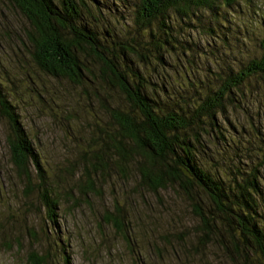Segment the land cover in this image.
Returning <instances> with one entry per match:
<instances>
[{"label":"trees","instance_id":"1","mask_svg":"<svg viewBox=\"0 0 264 264\" xmlns=\"http://www.w3.org/2000/svg\"><path fill=\"white\" fill-rule=\"evenodd\" d=\"M237 1L0 0L5 13H16L24 22L20 36L32 63L54 79L89 86L110 116L109 122L98 123L89 144L80 138L78 158L64 159L51 180L17 106L0 84L11 163L26 192L37 193L55 237L62 207L88 205L106 181L127 179L137 170L142 188L178 187L195 203L201 246L217 242L234 264H264V130L252 127L249 135L258 138L254 148L250 140L251 147L241 143L222 157L213 146L215 140L217 145L227 140L228 109L238 110L246 89L264 83V32L252 41L247 34L237 39L242 34L231 26ZM117 2L123 18L122 9L132 7L125 18L129 23L107 12H118L113 8ZM243 22L240 16L236 28ZM193 33L215 44L201 46L198 58L209 60L210 54L218 61L220 50L226 54L232 43H239L243 54L232 61L221 54L219 70L210 67L202 77L194 67L199 46L187 37ZM177 49L191 51L192 62L182 55L175 59ZM103 86L123 96L125 110L102 94ZM198 198H206L208 205H200ZM115 212L106 210L104 219L130 241L124 212L119 207ZM51 232L46 234L53 246ZM49 251L32 250L28 264H50ZM64 263L71 264L68 255Z\"/></svg>","mask_w":264,"mask_h":264},{"label":"rangeland","instance_id":"2","mask_svg":"<svg viewBox=\"0 0 264 264\" xmlns=\"http://www.w3.org/2000/svg\"><path fill=\"white\" fill-rule=\"evenodd\" d=\"M116 7L118 12H107L129 23L125 18H130L132 7L122 9L125 18L119 14L121 4L117 2L113 8ZM234 7L237 15L231 26L242 34L237 39L242 40L246 34L250 41L258 38L264 32V0L251 3L238 0ZM240 16L244 27L237 29ZM22 27L21 18L11 11L5 13L0 5V84L8 93V99L17 106L30 138L35 140L47 176L55 180L60 170L57 168L63 167L64 159L78 158L80 138L89 144L94 132L98 133V123L109 122L110 116L89 86L54 79L32 63L26 42L20 36ZM187 37H192L199 46V51L194 52V67L198 68L199 75L205 77L210 67L219 70L224 61L222 49L217 55L222 60L217 57L218 61H214L215 57L210 58V54L209 60L204 56L198 58V53L200 56L204 52L200 47H215L214 42L203 33ZM175 52V59L182 55L186 62H192L191 51L182 53L177 49ZM225 53L230 61L243 54L239 43H232ZM101 89L114 106L126 109V101L117 90L105 86ZM246 91L239 109L230 108L226 112V142L217 145L215 140L213 143L214 150L222 157L250 140L253 148L258 146V138L249 133L252 127L264 130V83L248 87ZM8 135V123L0 115V264H28L32 250L40 253L47 248L50 249V264H65L66 255L71 264H234L223 244L214 242L201 246V220L195 203H191L178 187L158 192L142 188L134 169L127 179L106 181L100 194L90 197L88 205L72 209L62 207L58 211L55 237L37 193L28 194L25 182L15 173L7 145ZM262 172L264 174V170ZM37 182L35 179V185ZM197 200L200 205H208L206 198ZM117 207L124 212L130 241L126 242L115 226L104 219L106 210L116 213ZM48 230L52 231L53 246L47 241Z\"/></svg>","mask_w":264,"mask_h":264}]
</instances>
